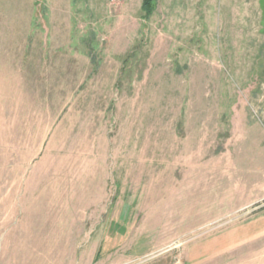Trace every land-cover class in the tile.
I'll list each match as a JSON object with an SVG mask.
<instances>
[{"label": "rangeland", "instance_id": "374dc122", "mask_svg": "<svg viewBox=\"0 0 264 264\" xmlns=\"http://www.w3.org/2000/svg\"><path fill=\"white\" fill-rule=\"evenodd\" d=\"M0 0V264H264V0Z\"/></svg>", "mask_w": 264, "mask_h": 264}, {"label": "trees", "instance_id": "16d2710c", "mask_svg": "<svg viewBox=\"0 0 264 264\" xmlns=\"http://www.w3.org/2000/svg\"><path fill=\"white\" fill-rule=\"evenodd\" d=\"M155 0H143L141 8L145 11V16L147 17L153 10Z\"/></svg>", "mask_w": 264, "mask_h": 264}]
</instances>
